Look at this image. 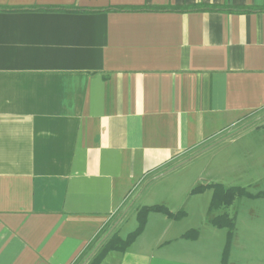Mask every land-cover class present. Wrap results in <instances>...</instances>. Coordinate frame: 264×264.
Returning <instances> with one entry per match:
<instances>
[{
    "label": "crops",
    "instance_id": "crops-1",
    "mask_svg": "<svg viewBox=\"0 0 264 264\" xmlns=\"http://www.w3.org/2000/svg\"><path fill=\"white\" fill-rule=\"evenodd\" d=\"M201 5L233 10H111ZM231 131L232 205L254 207L227 256L225 229L149 213L100 264H264V0H0V264H86L108 222L159 205L139 204L158 175Z\"/></svg>",
    "mask_w": 264,
    "mask_h": 264
},
{
    "label": "rangeland",
    "instance_id": "rangeland-1",
    "mask_svg": "<svg viewBox=\"0 0 264 264\" xmlns=\"http://www.w3.org/2000/svg\"><path fill=\"white\" fill-rule=\"evenodd\" d=\"M236 131L226 134V139L220 142L223 144H221L223 147L218 151L216 149L220 146L214 149H212L213 147L207 150L203 149L205 151L201 153V150H199L169 167L168 170L175 168L184 160L187 161L167 173L162 179L151 183L146 189V200H142L139 204H159L174 210L179 209L180 211L178 212H189L190 217L185 222L187 224L196 223L200 225L207 223V209L211 200L212 190L205 186L220 184L224 187H242L245 182L243 181L244 177L241 176L242 174L239 171V140L233 146H224L230 139L235 137L232 136ZM230 154L237 157L236 165L233 167H229L228 162H225L227 156ZM251 207L254 206H243L239 202H236L229 208L215 211L213 215L228 213L232 216L236 212L239 215L242 214V218H247V211ZM135 208H138V206H135ZM116 218L104 226L99 237V243L103 242L111 233L117 232L121 237H125L128 233L135 230L137 223L133 212L126 216L127 219H125L122 226H118Z\"/></svg>",
    "mask_w": 264,
    "mask_h": 264
},
{
    "label": "trees",
    "instance_id": "trees-1",
    "mask_svg": "<svg viewBox=\"0 0 264 264\" xmlns=\"http://www.w3.org/2000/svg\"><path fill=\"white\" fill-rule=\"evenodd\" d=\"M64 10V9H63ZM111 10L117 11H154V12H166V11H202V10H233L230 8L224 7H212V6H195L190 8H155L148 7L142 9H132V8H115ZM237 10V9H236ZM240 11H245L240 9ZM209 187L212 190L211 200L207 209V223L216 228H222L226 230V241L225 247L223 250V258L228 254L231 240L233 238V232L235 227L234 217H230L227 213H222L220 215H213L216 210L230 207L235 201L241 199L242 197L247 196V192L244 188L241 187H224L220 184H213ZM149 213H160L166 217L173 220H180L185 216L184 212H171L164 205H152V206H143L136 212V223L137 226L133 232H130L126 237L121 238L117 232L111 233L97 248L94 254L90 257L86 264H100L101 261L107 256L110 252H124L127 250L134 240L141 234L145 226L147 216ZM198 236L196 230H191L186 232L182 237L185 239H192ZM93 252H90V254Z\"/></svg>",
    "mask_w": 264,
    "mask_h": 264
},
{
    "label": "water",
    "instance_id": "water-1",
    "mask_svg": "<svg viewBox=\"0 0 264 264\" xmlns=\"http://www.w3.org/2000/svg\"><path fill=\"white\" fill-rule=\"evenodd\" d=\"M204 151V150H203ZM187 161H183V162H181L180 164H178L175 168H177V167H179L180 165H182V164H184V163H186ZM175 168H172V169H169V170H166V171H164L163 173H161L160 175H158L156 178H159V177H161V176H163V175H165V174H167V173H169V172H171L173 169H175ZM108 236V235H107ZM106 239V238H105ZM104 239V240H105ZM102 243V241L98 244V246L96 247V250H97V248L100 246V244ZM96 250H94L93 251V253L90 255V257L94 254V252L96 251Z\"/></svg>",
    "mask_w": 264,
    "mask_h": 264
}]
</instances>
